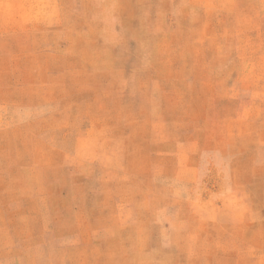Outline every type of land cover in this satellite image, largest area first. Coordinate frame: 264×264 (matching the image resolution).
<instances>
[{
	"label": "rangeland",
	"instance_id": "obj_1",
	"mask_svg": "<svg viewBox=\"0 0 264 264\" xmlns=\"http://www.w3.org/2000/svg\"><path fill=\"white\" fill-rule=\"evenodd\" d=\"M0 264H264V0H0Z\"/></svg>",
	"mask_w": 264,
	"mask_h": 264
}]
</instances>
